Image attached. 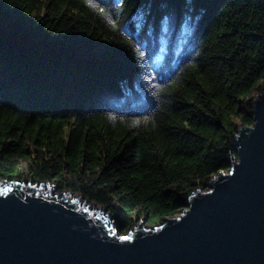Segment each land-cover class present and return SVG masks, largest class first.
I'll use <instances>...</instances> for the list:
<instances>
[{"label":"trees","instance_id":"16d2710c","mask_svg":"<svg viewBox=\"0 0 264 264\" xmlns=\"http://www.w3.org/2000/svg\"><path fill=\"white\" fill-rule=\"evenodd\" d=\"M93 2L107 15L0 0V178L79 193L124 233L237 156L264 86V0Z\"/></svg>","mask_w":264,"mask_h":264},{"label":"water","instance_id":"95a60500","mask_svg":"<svg viewBox=\"0 0 264 264\" xmlns=\"http://www.w3.org/2000/svg\"><path fill=\"white\" fill-rule=\"evenodd\" d=\"M252 119L238 125L230 167L189 194L180 221L144 218L118 233L106 207L80 194L0 178L11 189L0 194V264H264V86Z\"/></svg>","mask_w":264,"mask_h":264},{"label":"snow or ice","instance_id":"6c2138e0","mask_svg":"<svg viewBox=\"0 0 264 264\" xmlns=\"http://www.w3.org/2000/svg\"><path fill=\"white\" fill-rule=\"evenodd\" d=\"M8 2L11 4V3H13V0H8ZM154 2L155 3H159V0H154ZM85 3H88L89 6H91L93 8H96V10L99 13H101V14H103L105 16L107 15L105 8L99 7L96 3L93 2V0H85ZM111 23H112V26L115 28L116 27V21L115 20H112ZM3 32H4V21H3L2 16H0V35H3ZM30 39H35L37 41H41V40L45 39V37H34V38H30ZM23 42L24 43H28L29 40L26 39ZM140 55L143 56L144 53L141 52ZM193 67H195V65H193ZM173 84H174V82H173ZM161 90L163 91L164 89H161ZM145 119H147V117H145ZM136 123H139V121H136ZM241 155H243V153ZM237 159L239 160L240 157H237ZM240 167L242 168L243 167V164H241ZM221 171H224V169H221ZM228 171H229V173H231L232 172V169H229ZM213 176H215V173H213ZM10 190L11 189L9 188V186L5 185V187L3 189H0V194H6ZM185 211H187V210L185 209ZM182 215H183V213H181V215H177L175 217V219L177 221H180ZM156 231L159 232L160 229H156ZM119 239H120V241H131L132 240V237L130 235H121L119 237Z\"/></svg>","mask_w":264,"mask_h":264},{"label":"rangeland","instance_id":"374dc122","mask_svg":"<svg viewBox=\"0 0 264 264\" xmlns=\"http://www.w3.org/2000/svg\"><path fill=\"white\" fill-rule=\"evenodd\" d=\"M27 182H28V181H25V183H27ZM51 184H52V183H51ZM201 188H202V187H201ZM202 189H203V188H202ZM205 189H207V187H206ZM62 192H63V191H57L56 187H55V190H53V193H58V195H60V196L62 195ZM69 192H70V191H69ZM70 193H71V194H79V193H72V192H70ZM81 198H82V199H85V198H83L82 196H81ZM102 206H103V205H102ZM105 212H107V208L105 209ZM179 212H180V211H179ZM179 212H178V213H179ZM178 213H177V214H178ZM108 214H109V216H110V219H112V215H111L109 212H108ZM177 214H174V215H177ZM174 215H172V216H174ZM163 219H164V218H163Z\"/></svg>","mask_w":264,"mask_h":264},{"label":"bare ground","instance_id":"6f19581e","mask_svg":"<svg viewBox=\"0 0 264 264\" xmlns=\"http://www.w3.org/2000/svg\"><path fill=\"white\" fill-rule=\"evenodd\" d=\"M78 195H79V194H78ZM81 199H82V198H81ZM89 208H90V209H92V208H93V206H92V205H90V206H89Z\"/></svg>","mask_w":264,"mask_h":264}]
</instances>
